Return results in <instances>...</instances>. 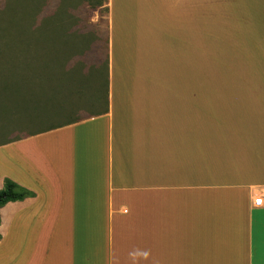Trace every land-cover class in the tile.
Masks as SVG:
<instances>
[{
    "label": "crops",
    "instance_id": "0c3cea01",
    "mask_svg": "<svg viewBox=\"0 0 264 264\" xmlns=\"http://www.w3.org/2000/svg\"><path fill=\"white\" fill-rule=\"evenodd\" d=\"M105 6L104 111L0 146V264H264V0Z\"/></svg>",
    "mask_w": 264,
    "mask_h": 264
},
{
    "label": "rangeland",
    "instance_id": "374dc122",
    "mask_svg": "<svg viewBox=\"0 0 264 264\" xmlns=\"http://www.w3.org/2000/svg\"><path fill=\"white\" fill-rule=\"evenodd\" d=\"M106 2L0 0V146L88 111H104ZM221 62L197 60L206 104L222 105L218 89L238 82V76L222 73Z\"/></svg>",
    "mask_w": 264,
    "mask_h": 264
},
{
    "label": "trees",
    "instance_id": "16d2710c",
    "mask_svg": "<svg viewBox=\"0 0 264 264\" xmlns=\"http://www.w3.org/2000/svg\"><path fill=\"white\" fill-rule=\"evenodd\" d=\"M104 69L107 70V79H106V95L103 98L105 105L107 104V90H108V56H106ZM29 193L26 190L20 189L18 185L10 179L5 180L4 189L0 191V208L5 206L10 202H16L23 200L28 197ZM1 240V235H0Z\"/></svg>",
    "mask_w": 264,
    "mask_h": 264
},
{
    "label": "built area",
    "instance_id": "2783aa9c",
    "mask_svg": "<svg viewBox=\"0 0 264 264\" xmlns=\"http://www.w3.org/2000/svg\"><path fill=\"white\" fill-rule=\"evenodd\" d=\"M254 206L255 207H263V205H264V196L262 195H260V196H258L255 200H254Z\"/></svg>",
    "mask_w": 264,
    "mask_h": 264
}]
</instances>
